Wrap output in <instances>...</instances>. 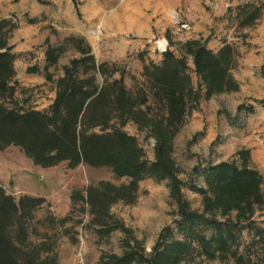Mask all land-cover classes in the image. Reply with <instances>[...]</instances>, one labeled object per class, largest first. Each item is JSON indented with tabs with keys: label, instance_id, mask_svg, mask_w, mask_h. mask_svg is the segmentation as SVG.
Masks as SVG:
<instances>
[{
	"label": "trees",
	"instance_id": "16d2710c",
	"mask_svg": "<svg viewBox=\"0 0 264 264\" xmlns=\"http://www.w3.org/2000/svg\"><path fill=\"white\" fill-rule=\"evenodd\" d=\"M261 10V4L245 3L234 7L233 17L238 27L251 26ZM15 27L11 18H0V145L16 144L43 166L60 160H67L69 167L105 165L117 179H124L119 184L102 181L71 194L73 205L80 204L99 237L115 230L124 234L123 252L102 253L94 264H206L216 259L264 264V220L255 219L256 211L264 208V178L250 165V150L241 148L231 159L192 168L191 174L203 182L189 183L202 197L201 209H193L184 195L186 183L178 176L172 155L175 136L201 99L238 90L232 74L236 58L232 44L223 42L212 49L206 39L188 38L179 43L180 55L167 48L158 62L144 63L143 82L131 90L121 74L113 76L117 67L96 60L82 36L67 35L58 45L46 46L47 80H52L49 67L68 47L78 55L63 65L53 80L52 102L40 110L16 102L14 61L19 54L9 43ZM237 109L252 112L253 105L240 104ZM128 122L153 138V160L124 130ZM146 178L166 181L177 216L173 226L162 228L150 251L110 212L116 203L134 204L139 183ZM43 202V197L32 195L15 199L0 184V264H60L54 235L43 229L64 224L69 215L57 218L48 213L36 218Z\"/></svg>",
	"mask_w": 264,
	"mask_h": 264
},
{
	"label": "rangeland",
	"instance_id": "374dc122",
	"mask_svg": "<svg viewBox=\"0 0 264 264\" xmlns=\"http://www.w3.org/2000/svg\"><path fill=\"white\" fill-rule=\"evenodd\" d=\"M245 3L261 4V15L251 26L238 27L233 9ZM0 18L16 22L9 35L13 51L19 54L14 61L16 102L40 110L52 102L53 80L62 73L63 65L78 55L68 47L57 64L49 67L52 80H47L46 46L58 45L67 35L82 36L96 60L117 67L113 76L121 74L131 90L143 82L144 63L158 62L167 48L180 55L179 43L188 38L206 39L212 49L223 42L232 44L236 50L232 74L238 90L201 99L175 136L172 155L178 176L186 183L183 193L193 209L202 207L201 195L189 186L191 182L203 185L201 178L191 174L199 163L231 159L237 150L247 148L250 165L264 178V0H0ZM188 65L193 69L190 58ZM191 76L197 85L193 71ZM240 104L253 105V111L238 110ZM124 130L137 138L146 158L153 160V138L131 122ZM102 181L119 184L124 179H117L105 165L69 167L67 160H60L43 166L16 144L0 145V184L6 192L15 199L43 197L36 218L48 213L57 218L69 215L64 224L39 227L54 235L60 264H94L102 253L123 252L121 231L99 237L88 223V214L71 201V194ZM110 212L132 229L145 251H150L162 228L173 226L177 217L166 181L152 178L140 181L134 204L119 202ZM255 219L264 220V208L256 211ZM206 264L231 262L216 259Z\"/></svg>",
	"mask_w": 264,
	"mask_h": 264
},
{
	"label": "crops",
	"instance_id": "0c3cea01",
	"mask_svg": "<svg viewBox=\"0 0 264 264\" xmlns=\"http://www.w3.org/2000/svg\"><path fill=\"white\" fill-rule=\"evenodd\" d=\"M15 51V50H14ZM16 53H18V51L16 50Z\"/></svg>",
	"mask_w": 264,
	"mask_h": 264
}]
</instances>
